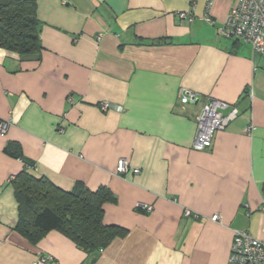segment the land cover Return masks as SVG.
Listing matches in <instances>:
<instances>
[{"label":"crops","instance_id":"crops-1","mask_svg":"<svg viewBox=\"0 0 264 264\" xmlns=\"http://www.w3.org/2000/svg\"><path fill=\"white\" fill-rule=\"evenodd\" d=\"M33 1L39 54L0 47V120L11 123L0 136V264H227L234 232L264 242V55L220 35L232 0L208 11L207 0ZM189 11L193 22L181 21ZM184 89L198 101L181 106ZM208 99L238 115L195 151ZM101 102L123 111L103 113ZM24 162L66 192L109 189L103 223L124 235L92 252L58 231L30 244L15 232L11 180Z\"/></svg>","mask_w":264,"mask_h":264},{"label":"trees","instance_id":"trees-1","mask_svg":"<svg viewBox=\"0 0 264 264\" xmlns=\"http://www.w3.org/2000/svg\"><path fill=\"white\" fill-rule=\"evenodd\" d=\"M41 23L37 19L33 0H0V47L20 58L37 56ZM16 148V146H15ZM13 158L23 162L19 150ZM24 169L12 181L18 205L15 232L36 245L50 231H58L72 240L84 252L105 248L125 230L103 223L104 206L115 203L105 187L91 192L81 183L66 192L55 187L44 177H35Z\"/></svg>","mask_w":264,"mask_h":264},{"label":"built area","instance_id":"built-area-1","mask_svg":"<svg viewBox=\"0 0 264 264\" xmlns=\"http://www.w3.org/2000/svg\"><path fill=\"white\" fill-rule=\"evenodd\" d=\"M213 0H207V11ZM233 5L219 29L220 35L225 39H234L247 44L252 52L264 55V0H232ZM181 21L192 23L194 15L189 12L178 14ZM203 20L212 25L213 21L209 14H205ZM181 106L194 104L198 101V96L189 90H182L179 95ZM98 109L103 112L123 111L121 106L108 102L97 104ZM238 110L236 107L215 99H208L198 115L196 122L195 137L192 148L195 151H205L211 147L214 134L223 131L236 119ZM10 121L0 120V136H5ZM250 126L247 132H251ZM128 173V164L125 159L118 162L116 174L125 176ZM138 170H133V174H138ZM14 178L12 177L11 180ZM146 208V207H145ZM185 217H190L189 211H184ZM213 222H220V216L214 215L210 219ZM53 262L51 257H40L33 264H46ZM227 264H264V242L258 240L247 232H234V240L231 246Z\"/></svg>","mask_w":264,"mask_h":264}]
</instances>
